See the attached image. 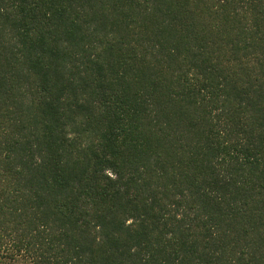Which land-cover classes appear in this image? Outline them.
<instances>
[{"label":"trees","instance_id":"obj_1","mask_svg":"<svg viewBox=\"0 0 264 264\" xmlns=\"http://www.w3.org/2000/svg\"><path fill=\"white\" fill-rule=\"evenodd\" d=\"M0 264H264V0H0Z\"/></svg>","mask_w":264,"mask_h":264}]
</instances>
